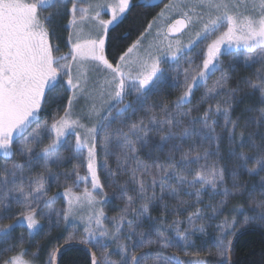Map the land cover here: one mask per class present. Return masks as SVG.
<instances>
[{
    "label": "snow or ice",
    "instance_id": "1",
    "mask_svg": "<svg viewBox=\"0 0 264 264\" xmlns=\"http://www.w3.org/2000/svg\"><path fill=\"white\" fill-rule=\"evenodd\" d=\"M156 2L141 0L145 7ZM136 6L133 0H89L86 6L83 0H0V264H36L43 246L36 244L32 259H25V245L40 232L49 238L46 264H59L62 251L74 244L88 247L91 264H149L153 256L151 264H185L177 253L162 250L182 244L189 255L193 235L206 231L205 223H196L205 220V208L214 218L232 201L233 215L218 225L215 255L219 264H237L229 237L264 227V0H168L136 39L109 59L106 45L114 41L119 47L122 40L111 32ZM65 16L68 50L61 53L54 39ZM85 22L91 25L87 37ZM225 55L232 57L228 69ZM241 59L246 67H261L253 75L234 77L230 73ZM166 64L175 75H169ZM166 87L179 93L175 99L161 95ZM58 88L68 93L66 104L50 120L42 118ZM81 100L85 103L78 111ZM141 150L149 157L164 153L166 159L157 156L148 163L140 158ZM17 154L20 159L9 163ZM111 156L115 169L108 164ZM65 160L80 163L52 171ZM37 166L43 171L33 174ZM101 166L115 185L112 192L101 182ZM121 175L129 180L121 183ZM144 176L152 177L150 184ZM61 177L63 191L49 195V181L59 184ZM69 177H74L71 183ZM253 177L258 183H249ZM79 182L85 186L76 192ZM192 189L196 205L204 204V193L209 201L188 212L190 227L181 230L180 210L192 206L181 196L193 195ZM166 196L177 202L171 223ZM217 196L219 202L213 203ZM61 197L65 206L53 207ZM110 198L125 202L111 218L97 207ZM245 198L254 206L246 209ZM157 205L160 218L150 215ZM85 208L87 216L81 214ZM241 213L243 223L237 218ZM77 218L84 225L79 235ZM108 219L111 227L104 223ZM145 220L150 228L142 227ZM62 226L65 232L68 226L74 230L53 237ZM17 227L25 232L10 243ZM169 231L175 239L166 235ZM114 254L119 259L113 260ZM192 255L198 258L195 264H206L199 252Z\"/></svg>",
    "mask_w": 264,
    "mask_h": 264
},
{
    "label": "trees",
    "instance_id": "2",
    "mask_svg": "<svg viewBox=\"0 0 264 264\" xmlns=\"http://www.w3.org/2000/svg\"><path fill=\"white\" fill-rule=\"evenodd\" d=\"M168 0H164L161 3H156L153 6L145 7L143 4L139 1L133 0V3L136 4V7H133L131 12L128 13L127 19L119 26V28L113 30L111 32L112 36H121L122 40L119 45V47H114V41L109 42L106 45V54L108 55L109 59H114L121 51H123L133 40L136 39V37L139 35L141 31L147 26V23L152 20L154 16L160 10L163 8L164 4L167 3ZM66 16L59 20V27L57 31V37L55 38V41L59 45H66V34L67 29L65 27ZM127 33V38L124 39V34ZM232 60V57L230 55H225L223 58L224 61V67L225 69L229 68V63ZM239 66L235 69L234 72H231L230 74L234 77L241 76V75H253L255 74L256 70L261 67L259 63H254L249 67H246L242 61L237 62ZM169 75H175V73H170ZM220 74L217 73L216 77H218ZM216 77H213L215 79ZM203 88L197 90L195 92V96L193 99V104L196 103V101L200 98L201 94L203 93ZM179 93L177 91H174L171 87H166L164 91L161 93V95H166L170 99H175L176 95ZM156 97H153L155 99ZM131 99V97H129ZM62 98H58L55 100H52L51 102H48L46 104V112H45V118H47L50 113L55 109L54 107H58L62 103ZM49 106V107H48ZM207 107V105H205ZM193 115H197L196 112H193ZM47 116V117H46ZM48 119V118H47ZM158 138H154V141ZM112 150L118 151L116 149L115 145H113ZM65 156H69L70 153H64ZM157 156L159 160L163 161L166 159V156L164 153H153L151 157L147 154V150H141L140 152V158L142 160L147 161L148 163H151L152 160L157 159ZM179 158V154H177V159ZM12 159H20L19 155L12 157L9 159V163H11ZM103 161V152L101 150H98V162L102 165ZM4 162V158L0 157V164ZM75 163H80V161H73V160H65L62 164L59 166L53 165L52 171L53 172H64L66 170H70ZM108 164L115 169L116 167V159L115 156H111L108 159ZM193 169L196 168V165L193 164L191 166ZM43 169L39 166L35 167L33 169V174L42 172ZM81 174L86 172L85 167H81L80 169ZM100 179L101 182L105 185V191L112 192L115 185H111L109 183L107 174L103 167L101 166L100 171ZM74 177H69L67 183H71ZM119 181L123 183L126 180H129L128 175H121L118 177ZM142 179L145 181L146 184L151 183V176H144ZM247 179V178H246ZM259 178L253 177L249 180L250 184L258 183ZM66 181L63 177H61L60 183L56 184L52 181H49V187H48V194L54 195L57 193V191L62 192L63 187L65 186ZM83 183V182H79ZM170 183L175 184L176 181L173 179L170 181ZM131 187V185H129ZM199 187V185H197ZM80 189V187L75 188V190ZM149 191H151L149 189ZM193 192V195H183L181 196V199L188 201L189 204H191V207H187L186 209H181L179 218L184 221L180 228L181 230H184L186 228L190 227V224L187 222L186 217L188 215V212L195 211L196 207H204L209 201V196L207 193H204L202 195V199L204 201V204L196 205L195 200L196 197L194 195V189L191 190ZM159 192V189L157 188V193ZM131 195L135 196V192H130ZM257 198L258 193H257ZM166 202L169 205V210L166 214V220L168 223H171L174 218H176L175 214L171 211L172 207L177 203L176 200L172 199L171 197L166 196L165 197ZM220 200V197H215L213 199V203H218ZM124 201L123 200H117L115 198H110L108 202L103 203L100 205V208L103 209L105 216L111 218L113 216H117L121 209L124 207ZM236 203V201H232L227 207L224 208L223 212L221 214L215 215L214 218H211L213 216L210 209L205 208L204 214H205V220L200 221L197 220L196 223H205L206 231L205 233H195L192 237L193 245L192 247L188 248L187 251L189 255H184V249L182 244H178L176 248H169L166 250H162L165 255H171L173 253H177L180 256V259L185 262V264H195L196 260L198 259L195 255H192L193 253L199 252L200 253V259L206 260V264H219V258L215 255V253L218 251L216 247V237L220 232V228L218 225L224 221L225 217L231 218L233 215L231 211L232 204ZM139 204V200L136 201V204L133 206L136 207ZM243 204L246 209H248L252 205V201L248 198H245L243 200ZM55 208H63V198H59L55 204L53 205ZM259 211V209H257ZM162 213V208L157 205L155 207L150 208V215L155 218H160ZM240 223H243V214H238L237 216ZM9 221L5 220L4 223H8ZM105 225L108 227L112 226L111 219L104 221ZM42 224L46 225V221H42ZM78 227L76 233L79 235L83 232V227ZM75 227V228H76ZM127 226L125 225V228ZM144 228H150V222L145 220L144 224L142 225ZM236 227H239V224L236 225ZM73 228L68 226L67 232H71ZM45 231H47V228L45 227ZM22 232H25L24 228L17 227L15 231L13 232V239L9 241L10 243H16V238H18ZM67 232L64 231L63 226L60 230H53L52 236H58L61 233H63L64 236L67 235ZM153 238H155V233H152ZM166 235L172 237L175 239V233L172 231H169L166 233ZM233 240V255L232 258L237 261V264H264V227L260 226H251L241 232H237L234 237H229ZM25 239L28 240L29 238L27 235H25ZM48 237L44 236V232H40L38 235L34 237V239L31 240L30 244H26L25 247H28L29 249V255L25 256V259H32L31 252L35 251L36 244H41L43 247L41 249L40 255L38 260L36 261V264H46L48 259V252L50 251V245L47 243ZM59 243H62V239L58 241ZM92 251H97V255H100V251L96 249H92ZM155 251V249H153ZM208 253H212V255H208ZM11 255V254H9ZM113 260L119 259L117 255H112L111 257ZM156 257H150L149 258V264H151V260L155 259ZM59 264H91V254L90 250L86 245L81 244H74V246H71L70 248H66L62 251V254L58 257Z\"/></svg>",
    "mask_w": 264,
    "mask_h": 264
},
{
    "label": "rangeland",
    "instance_id": "3",
    "mask_svg": "<svg viewBox=\"0 0 264 264\" xmlns=\"http://www.w3.org/2000/svg\"><path fill=\"white\" fill-rule=\"evenodd\" d=\"M136 1L141 2V0H136ZM88 2H89V0H83V4H84L85 6L87 5ZM69 6H70V5H69ZM102 18L107 19L108 16H107V15H104ZM66 21H67V17H66V19H65V23H66ZM82 30H83V34H84V36L87 37L88 33L91 31V25H90L88 22H85V24L82 25ZM67 35H68V31H67V34H66V38H67ZM151 38H152V37L149 36V37H148V40H151ZM186 38H187V36H185V39H186ZM54 42L57 43V42L55 41V39H54ZM145 43H147V41H145ZM202 46H203V45H201V47H202ZM59 47H60V52H61V53L67 52V50H68L67 45H59ZM233 51H235V49H234ZM240 51L243 52L244 50L241 49ZM165 67H166V68H169V65L166 64ZM171 67L174 68L175 65H171ZM169 72H170V73H173V72L171 71V68H169ZM67 95H68L67 92H63V93H61V90H60L59 88L57 89V91H56L55 93H51V94H50V96H51L52 98L49 99V102H51L52 100L58 99V98H62L63 100H62V103H61L58 107H54L55 109L50 113V115H49L48 117L46 116L49 120L51 119L52 114L57 110V108H61V109H62L63 106L66 104V102H67ZM84 103H85V102H84L83 100H81V101L79 102V104L77 105V110H78V111L84 106ZM48 104H49V103H48ZM48 107H49V106H48ZM46 109H47V108H46V105H45V106H44V109H43V111H42V113H41V117H42V118H45V112H46L45 110H46ZM0 157L4 158L2 152H0ZM85 174H86V172H84V173L81 174V175H85ZM84 186H85L84 183H79V187H80V189L75 190V191H76V192H81V191H83ZM89 188H90V185H89ZM62 198H63V197H62ZM63 206H65V200H64V198H63ZM97 207L100 208V205H98ZM81 214L84 215V216H87V215L89 214V209H87V208L83 209ZM74 223H75L76 226L84 227L83 222L80 221L79 218H77V219L74 221ZM69 227H70V226H69ZM77 229H78V227L75 228V231H77ZM73 230H74V229H73ZM73 230H72V231H73Z\"/></svg>",
    "mask_w": 264,
    "mask_h": 264
},
{
    "label": "flooded vegetation",
    "instance_id": "4",
    "mask_svg": "<svg viewBox=\"0 0 264 264\" xmlns=\"http://www.w3.org/2000/svg\"><path fill=\"white\" fill-rule=\"evenodd\" d=\"M163 1H164V0H158V2H156V3H161V2H163ZM156 3H155V4H156Z\"/></svg>",
    "mask_w": 264,
    "mask_h": 264
},
{
    "label": "water",
    "instance_id": "5",
    "mask_svg": "<svg viewBox=\"0 0 264 264\" xmlns=\"http://www.w3.org/2000/svg\"><path fill=\"white\" fill-rule=\"evenodd\" d=\"M74 246V245H73Z\"/></svg>",
    "mask_w": 264,
    "mask_h": 264
}]
</instances>
